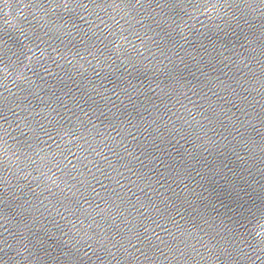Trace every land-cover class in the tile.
<instances>
[{
  "label": "water",
  "instance_id": "water-1",
  "mask_svg": "<svg viewBox=\"0 0 264 264\" xmlns=\"http://www.w3.org/2000/svg\"><path fill=\"white\" fill-rule=\"evenodd\" d=\"M0 264H264V0H0Z\"/></svg>",
  "mask_w": 264,
  "mask_h": 264
}]
</instances>
